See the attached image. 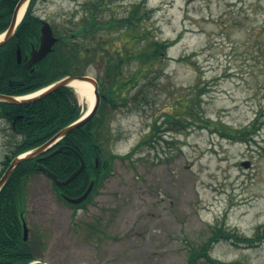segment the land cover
Segmentation results:
<instances>
[{
  "label": "rangeland",
  "instance_id": "1",
  "mask_svg": "<svg viewBox=\"0 0 264 264\" xmlns=\"http://www.w3.org/2000/svg\"><path fill=\"white\" fill-rule=\"evenodd\" d=\"M89 1L38 0L34 13L56 36L65 35ZM141 1L104 0L100 20L122 19ZM146 4L154 10L146 25L156 38H181L150 72L135 60L123 64V83L135 75L137 83L116 97V109L105 108V153L118 158L97 192L73 208L46 175L37 173L28 183L29 238L41 241L36 253L47 264H185L189 249L205 242L213 228L241 237H253L258 228L264 233V125L247 144L211 133L190 117L198 110L206 120L238 129L264 111V0ZM97 37L120 56L141 47L128 35L102 31ZM86 75L98 81L105 75L102 58ZM144 84L153 104L138 112L132 101ZM80 102L89 110L88 102ZM186 119L194 123L183 128ZM155 122L162 139L132 153ZM20 139L1 119V175L10 143ZM210 254L225 263L264 264V243L250 248L224 240Z\"/></svg>",
  "mask_w": 264,
  "mask_h": 264
},
{
  "label": "trees",
  "instance_id": "2",
  "mask_svg": "<svg viewBox=\"0 0 264 264\" xmlns=\"http://www.w3.org/2000/svg\"><path fill=\"white\" fill-rule=\"evenodd\" d=\"M19 1L0 0V35L8 30ZM37 1H30L15 35L0 47V94L15 97L33 94L64 77L86 75L89 66L96 63L99 57L102 58L105 75L99 79V90L103 99L97 116L84 127L66 136L53 149L59 146L73 148L86 163L84 172L69 185L60 187L53 183L62 200L61 193L72 198L79 197L87 190L91 180H95L94 191L86 202L79 206L69 204L72 207H81L97 192L111 162L118 158L114 155L107 156L105 153L110 141L109 131L105 125V108L111 105L116 109L118 107L116 97H122L128 85L137 83V75L133 77L135 80L130 78L123 83L125 74L123 64L135 60L141 65V71L148 68L150 72L149 67L166 59L168 50L181 37L175 41H161L153 35L152 29L147 27L146 23L153 17L154 10L148 7L146 0L132 5L126 17L122 19L113 17L107 21L100 20L104 0H90L85 4L80 22L74 24L65 35H57L58 42L54 52L30 70H23L22 65L17 63L18 46L21 47L25 58L40 39L42 20L34 13ZM102 31L112 35H128L131 40L139 41L141 47L135 49L133 53L126 51L123 56L112 54L97 37V33ZM132 102L138 112L142 107L152 106L148 84L140 88ZM86 111L87 107L80 102L77 93L70 87L62 88L28 104L0 102V118L10 124L14 136L21 138L10 143L9 152L3 161L4 166L8 168L15 157L46 143L59 131L78 121ZM190 117L197 118L199 127H207L211 133L247 144L254 141V137L264 125V111L260 112L249 126L238 129L230 128L221 121L206 120L198 110L191 112ZM169 122L171 123V118ZM191 123L194 122L186 119L181 122V126L188 128ZM160 129L155 122L152 134L142 140L132 153L142 147H154V143L162 139ZM96 160L99 162L98 167ZM40 164L57 175L59 180L67 179L79 167L75 153L64 149L42 162L37 159L26 161L13 171L0 192V264H31L41 259L36 253V246L42 245L41 241H32L30 238L25 241L23 227L27 214V186L30 179L40 173ZM224 240H231L235 244L242 243L252 248L264 243V233L258 228L253 237H241L236 231H228L225 227L213 228L205 242L189 249L185 264H246L225 263L212 258L210 253L213 247Z\"/></svg>",
  "mask_w": 264,
  "mask_h": 264
},
{
  "label": "water",
  "instance_id": "3",
  "mask_svg": "<svg viewBox=\"0 0 264 264\" xmlns=\"http://www.w3.org/2000/svg\"><path fill=\"white\" fill-rule=\"evenodd\" d=\"M31 0H20L19 3L16 6L11 24L9 29L7 30V32H5V34H3V39L0 41V47L4 46L6 43H8L12 37L15 35L16 29L19 25V23L21 22V20H19V15L21 13L22 8L25 5H28L29 2ZM58 42V38L54 35L53 29L50 26L49 23L47 22H43L41 28H40V40L39 43L35 46L32 47V50L29 54V56L25 59V62L22 66L23 70H30L33 66H35L36 64L40 63L41 61H43L48 55L52 54L54 52V47L56 45V43ZM23 62V58H22V51L21 48L18 47L17 49V63L20 65ZM75 80H79V81H84V82H88L90 83L93 87H94V96H95V104L94 107L92 108V110L84 115L81 119H79L78 121H76L73 124H70L69 126L65 127L64 129H62L61 131H59L57 134H55L50 140H48L46 143H44L43 145H41L40 147L27 152L23 155H20L18 157H16L12 163L10 164L8 170L6 171V173L4 174V176L0 179V192L2 190V188L5 186V184L7 183V181L9 180L11 174L13 173V171L22 163L26 162V161H30L33 159L38 158L40 161L45 160L61 151H63V149L66 150H71L73 151L77 157L80 159L81 165L80 167L71 174V176H69L66 180H59L57 175L51 173L47 168H45L43 165H39V169L44 172L47 173L52 180L58 185V186H65L69 183H71L72 181H74L85 169L86 164L85 161L83 160V158L80 156V154L73 148L67 147V146H62L59 147L56 151H54L53 153L49 154L48 156L44 155L49 152L51 149H53L61 140H63L66 136H68L69 134L75 132L76 130L84 127L85 125H87L88 123H90L95 116L98 113L99 107L101 105V100H102V96L99 92V84L98 81L88 75L85 76H67L64 77L63 79L57 81L56 83L52 84L51 86L41 90L40 94L36 95L37 93L33 94L35 95L32 98H29L31 95L26 96V97H14V96H8V95H3L0 94V102H5V103H10V104H28L31 102H35L41 98H44L62 88L65 87H71L70 83L75 81ZM96 165L98 166V161H96ZM244 167H247L249 164L247 162H244L242 164ZM95 185V180H92L90 182V185L88 187V189L86 190V192L77 198H70L66 195H63V198L73 204V205H78L82 202H84L89 195L91 194L93 188ZM29 239V229L27 226V223L24 222V240L27 241ZM32 264H47L45 262H41V261H36L33 262Z\"/></svg>",
  "mask_w": 264,
  "mask_h": 264
},
{
  "label": "bare ground",
  "instance_id": "4",
  "mask_svg": "<svg viewBox=\"0 0 264 264\" xmlns=\"http://www.w3.org/2000/svg\"><path fill=\"white\" fill-rule=\"evenodd\" d=\"M27 6L28 5H25L22 8L21 13L19 15V20H21L24 17L26 10H27ZM3 37H4L3 35L0 36V40H2ZM70 85L72 88H74V90L76 91L80 100H85L86 102L89 103V112H90L92 110V108L94 107V104H95L94 87L88 82L79 81V80H75V81L71 82ZM38 94H40V93H38ZM38 94H36V95H38ZM34 96L35 95H32L29 98H32Z\"/></svg>",
  "mask_w": 264,
  "mask_h": 264
},
{
  "label": "flooded vegetation",
  "instance_id": "5",
  "mask_svg": "<svg viewBox=\"0 0 264 264\" xmlns=\"http://www.w3.org/2000/svg\"><path fill=\"white\" fill-rule=\"evenodd\" d=\"M15 138H18V136L16 137V136H14ZM51 153L53 152V150H51L50 151ZM50 153H47L46 155H44V156H47V155H49ZM38 161H39V159H37ZM43 161H45V160H43ZM39 162H42V161H39ZM78 162H79V166H80V160H79V158H78ZM44 175H46L48 178H50L46 173H43Z\"/></svg>",
  "mask_w": 264,
  "mask_h": 264
}]
</instances>
